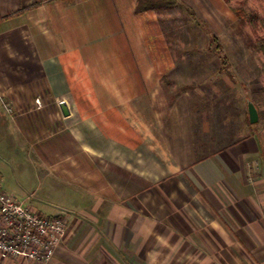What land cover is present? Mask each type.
I'll return each instance as SVG.
<instances>
[{"label":"crops","instance_id":"crops-1","mask_svg":"<svg viewBox=\"0 0 264 264\" xmlns=\"http://www.w3.org/2000/svg\"><path fill=\"white\" fill-rule=\"evenodd\" d=\"M183 1L206 22L223 5ZM136 2L0 0V143L36 151L67 220L47 264H264L259 141L212 146L186 96L156 94L164 9ZM55 137L67 152L42 147Z\"/></svg>","mask_w":264,"mask_h":264},{"label":"rangeland","instance_id":"rangeland-1","mask_svg":"<svg viewBox=\"0 0 264 264\" xmlns=\"http://www.w3.org/2000/svg\"><path fill=\"white\" fill-rule=\"evenodd\" d=\"M222 1L217 14L213 11L204 15L208 22L183 0L156 14L164 23V41L170 52V68L156 94L186 96L198 125L196 138L198 135L212 146L255 135L260 151L247 160L249 176L264 185V52L257 43L246 40V33L255 39L264 38V0ZM237 7H243L249 15L241 28L235 26ZM249 99L259 112V120L253 124L248 119ZM62 138L55 137L42 147H51L58 154L67 152L56 148ZM35 152L15 145L7 149L0 143L2 186L18 199L29 194L27 202L33 208L53 215L59 202L49 185L40 180L43 174Z\"/></svg>","mask_w":264,"mask_h":264},{"label":"built area","instance_id":"built-area-1","mask_svg":"<svg viewBox=\"0 0 264 264\" xmlns=\"http://www.w3.org/2000/svg\"><path fill=\"white\" fill-rule=\"evenodd\" d=\"M9 112L12 107L6 105ZM67 232L61 214H44L7 192L0 177V259L25 257L49 263Z\"/></svg>","mask_w":264,"mask_h":264},{"label":"trees","instance_id":"trees-1","mask_svg":"<svg viewBox=\"0 0 264 264\" xmlns=\"http://www.w3.org/2000/svg\"><path fill=\"white\" fill-rule=\"evenodd\" d=\"M177 3V0H137L135 11L136 12H143L145 10L150 9H163V8H172ZM249 18L248 13L245 11L243 7H237L236 9V20H235V26L238 28L243 27L247 20ZM246 40L247 41H253L254 43H257L258 46L263 50L264 52V38L258 37L253 38V35L251 33H246ZM215 40V38L213 39Z\"/></svg>","mask_w":264,"mask_h":264},{"label":"water","instance_id":"water-1","mask_svg":"<svg viewBox=\"0 0 264 264\" xmlns=\"http://www.w3.org/2000/svg\"><path fill=\"white\" fill-rule=\"evenodd\" d=\"M248 119L251 124L256 123L259 120V112L252 100L247 101Z\"/></svg>","mask_w":264,"mask_h":264}]
</instances>
